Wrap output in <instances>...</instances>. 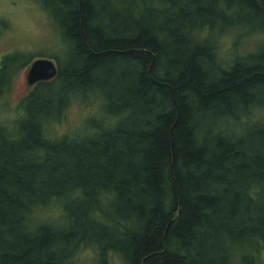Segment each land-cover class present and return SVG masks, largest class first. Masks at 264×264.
I'll return each instance as SVG.
<instances>
[{
    "label": "trees",
    "instance_id": "16d2710c",
    "mask_svg": "<svg viewBox=\"0 0 264 264\" xmlns=\"http://www.w3.org/2000/svg\"><path fill=\"white\" fill-rule=\"evenodd\" d=\"M38 2L67 50L0 121V264H263L264 47L218 46L264 35L259 0ZM90 99L93 135L52 134Z\"/></svg>",
    "mask_w": 264,
    "mask_h": 264
},
{
    "label": "rangeland",
    "instance_id": "374dc122",
    "mask_svg": "<svg viewBox=\"0 0 264 264\" xmlns=\"http://www.w3.org/2000/svg\"><path fill=\"white\" fill-rule=\"evenodd\" d=\"M50 21V17L44 12L38 0H0V69L6 57L18 58L16 66L18 73L12 80L11 92L5 100H0L2 122L17 120L19 104L30 92L27 86V74L32 64L40 59L52 60L57 64L54 58L61 60L65 58L67 49L62 44L56 26ZM229 36L223 37L218 45L222 60L231 61L234 58L244 57L255 51L256 43L260 48L264 47V35L250 37L244 35L242 38L241 34ZM28 62L29 64L22 69V66ZM102 119L104 113L96 99H90L87 103L75 101L63 115L59 126L54 127L51 132L56 137L90 136L96 132L94 126ZM97 260L93 250H85L76 258L75 263L99 264ZM262 263L264 264V253ZM109 264H121V262L112 255L109 256Z\"/></svg>",
    "mask_w": 264,
    "mask_h": 264
},
{
    "label": "water",
    "instance_id": "95a60500",
    "mask_svg": "<svg viewBox=\"0 0 264 264\" xmlns=\"http://www.w3.org/2000/svg\"><path fill=\"white\" fill-rule=\"evenodd\" d=\"M264 7V0H259ZM59 73L58 65L47 59H40L34 62L27 74L28 90L34 88L40 83H48L54 80Z\"/></svg>",
    "mask_w": 264,
    "mask_h": 264
}]
</instances>
